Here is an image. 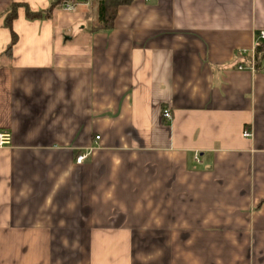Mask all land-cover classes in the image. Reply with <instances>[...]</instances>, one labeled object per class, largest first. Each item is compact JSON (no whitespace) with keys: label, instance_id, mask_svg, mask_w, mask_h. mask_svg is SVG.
<instances>
[{"label":"crops","instance_id":"1","mask_svg":"<svg viewBox=\"0 0 264 264\" xmlns=\"http://www.w3.org/2000/svg\"><path fill=\"white\" fill-rule=\"evenodd\" d=\"M54 1L0 0V264H264V0Z\"/></svg>","mask_w":264,"mask_h":264},{"label":"trees","instance_id":"2","mask_svg":"<svg viewBox=\"0 0 264 264\" xmlns=\"http://www.w3.org/2000/svg\"><path fill=\"white\" fill-rule=\"evenodd\" d=\"M79 3L82 0H55L52 6L46 11L33 12L28 6H26V14L30 19L50 17L55 7L65 4L66 2ZM96 6L95 17L88 26V31L91 33L98 31L110 30L114 27L117 12L120 6L130 4L133 0H91ZM17 17V4L12 6L11 11L6 18V26L10 28L12 33V42L8 51L11 50L12 46L17 42L18 35L13 30L12 24L14 19ZM255 66H264V41H259L256 45L255 52Z\"/></svg>","mask_w":264,"mask_h":264},{"label":"built area","instance_id":"3","mask_svg":"<svg viewBox=\"0 0 264 264\" xmlns=\"http://www.w3.org/2000/svg\"><path fill=\"white\" fill-rule=\"evenodd\" d=\"M146 1H150V0H146ZM64 6H65V8L68 9V10L73 9V4H71L70 2H66V3L64 4ZM259 41H264V30H262V31H260V32L258 33V40H257V43H258ZM256 45H257V44H256ZM255 48H256V46H255ZM255 48H254V50H253V52H252V54H251L252 57H251V59H250L251 67H252L253 69L255 68V56H254ZM239 68L241 69V68H243V66L240 65ZM163 113H164V117H166V118H170L171 115H172V114H171V111H170L169 109H165ZM244 135H245V136H250V135H251V131L247 129V130L244 132ZM97 138H99V136H97ZM11 141H12V137H11V133H10V132H8V131H2V132H0V147H5V146L10 145V144H11ZM84 159H85V155H81V156H78L77 161H78L79 163H81V162L84 161Z\"/></svg>","mask_w":264,"mask_h":264},{"label":"rangeland","instance_id":"4","mask_svg":"<svg viewBox=\"0 0 264 264\" xmlns=\"http://www.w3.org/2000/svg\"><path fill=\"white\" fill-rule=\"evenodd\" d=\"M90 1V4L92 5V7H93V9L96 7L93 3H92V1L91 0H89ZM70 2V1H69ZM73 3V2H72ZM73 4H77V3H73Z\"/></svg>","mask_w":264,"mask_h":264}]
</instances>
